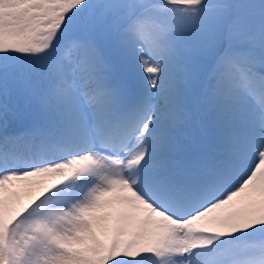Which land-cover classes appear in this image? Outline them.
<instances>
[{
    "label": "snow or ice",
    "instance_id": "obj_1",
    "mask_svg": "<svg viewBox=\"0 0 264 264\" xmlns=\"http://www.w3.org/2000/svg\"><path fill=\"white\" fill-rule=\"evenodd\" d=\"M0 264H264V0H0Z\"/></svg>",
    "mask_w": 264,
    "mask_h": 264
}]
</instances>
